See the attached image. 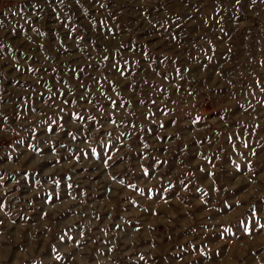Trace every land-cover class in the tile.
Wrapping results in <instances>:
<instances>
[{"label":"rangeland","instance_id":"rangeland-1","mask_svg":"<svg viewBox=\"0 0 264 264\" xmlns=\"http://www.w3.org/2000/svg\"><path fill=\"white\" fill-rule=\"evenodd\" d=\"M10 252L264 264V0H0Z\"/></svg>","mask_w":264,"mask_h":264},{"label":"crops","instance_id":"crops-1","mask_svg":"<svg viewBox=\"0 0 264 264\" xmlns=\"http://www.w3.org/2000/svg\"><path fill=\"white\" fill-rule=\"evenodd\" d=\"M12 256V257H11ZM17 257L14 253H9L8 257L5 258L2 255H0V264H2V262L7 263V264H17ZM24 264H32V260L31 259H26L24 261Z\"/></svg>","mask_w":264,"mask_h":264}]
</instances>
